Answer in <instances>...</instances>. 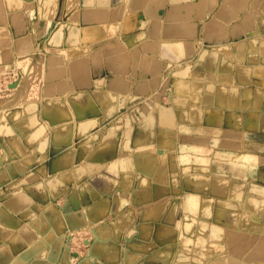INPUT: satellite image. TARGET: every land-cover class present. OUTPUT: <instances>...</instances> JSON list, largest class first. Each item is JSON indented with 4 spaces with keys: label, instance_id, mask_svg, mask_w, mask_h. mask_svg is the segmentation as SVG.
Returning <instances> with one entry per match:
<instances>
[{
    "label": "crops",
    "instance_id": "obj_1",
    "mask_svg": "<svg viewBox=\"0 0 264 264\" xmlns=\"http://www.w3.org/2000/svg\"><path fill=\"white\" fill-rule=\"evenodd\" d=\"M73 1L0 0V264H264V0Z\"/></svg>",
    "mask_w": 264,
    "mask_h": 264
},
{
    "label": "rangeland",
    "instance_id": "obj_2",
    "mask_svg": "<svg viewBox=\"0 0 264 264\" xmlns=\"http://www.w3.org/2000/svg\"><path fill=\"white\" fill-rule=\"evenodd\" d=\"M28 57H30V58H28ZM35 57H36V55H34V54H33V56H32V54L23 55V58L20 60L21 62L20 63L18 62L21 65L19 66V64L17 63L15 69L14 68H7V67L0 68V102L2 101L1 103H4V104L7 103L9 105H14L15 103H19L22 100H28L29 99V97H28L29 93H31L34 90V88L36 89V87H37V86H35L36 82H34L37 79V76L34 75V73H36V72H35V69L32 68V65H33L32 61L37 60V58L35 59ZM38 60L42 61V59H38ZM32 69H34V70H32ZM25 73L29 74V76H31L33 74V76H31V78L34 79L32 82L33 83L32 86H35V87L32 88V86H30L31 88H28L27 89L28 91L26 90L24 95L22 93L20 96H18V100H17V102H15V99L13 98V97H15L14 91L21 86V83L20 84L18 83L19 82L18 77L16 78V80L14 82L10 83V81H12L16 76H18L20 74L24 75ZM9 84H15V86H10ZM30 90H31V92H30ZM83 230L89 231L90 227H87L86 229H83ZM75 232L76 231L69 230L68 232H66V234H67V237L69 239L76 237L75 248H76V252L79 254V257H81V255L84 252V248H85V244L82 242V237H84V236L86 237V233H84L83 231H77V233H75ZM86 242H88V238H86Z\"/></svg>",
    "mask_w": 264,
    "mask_h": 264
},
{
    "label": "bare ground",
    "instance_id": "obj_3",
    "mask_svg": "<svg viewBox=\"0 0 264 264\" xmlns=\"http://www.w3.org/2000/svg\"><path fill=\"white\" fill-rule=\"evenodd\" d=\"M23 1V0H22ZM28 1V0H27ZM35 1V0H34ZM64 1V0H63ZM73 1V0H72ZM93 1V0H92ZM170 1V0H169ZM25 2V1H24ZM74 2V1H73ZM19 3H21V2H19ZM226 3V2H225ZM246 4L248 3V2H245ZM166 4V3H165ZM168 4V3H167ZM228 4V3H227ZM261 5V4H260ZM65 6H67V5H65ZM262 6V5H261ZM63 7V6H62ZM235 7V6H234ZM259 7V6H258ZM69 8V7H68ZM79 8V7H78ZM251 8V7H250ZM26 9H27V7H26ZM51 9V8H50ZM69 10V9H68ZM74 10V9H73ZM206 10V9H205ZM49 11V10H48ZM72 11V10H71ZM241 11V10H240ZM248 11V10H247ZM203 12V11H202ZM257 12V11H256ZM140 13H141V11H140ZM206 13V12H205ZM231 13V12H230ZM63 14V13H62ZM67 14V13H66ZM65 14V15H66ZM258 14V13H257ZM70 15V14H69ZM147 15V14H146ZM247 15V14H246ZM64 17V16H63ZM238 17V16H237ZM236 17V18H237ZM250 17V16H249ZM48 18V17H47ZM79 18V17H78ZM217 18V17H216ZM67 19V18H66ZM71 19H73V18H71ZM225 19V18H224ZM259 19V18H258ZM74 20V19H73ZM78 20V19H77ZM162 21V20H161ZM66 22V21H65ZM80 22V21H79ZM78 22V23H79ZM217 22V21H216ZM105 23V22H104ZM260 23V22H259ZM86 24V23H85ZM181 24V23H180ZM218 24V23H217ZM87 25H89V24H87ZM91 25H92V23H91ZM232 25V24H231ZM231 25H229V26H231ZM261 25H262V23H261ZM106 26V25H105ZM144 26V25H143ZM180 26H182V25H180ZM257 26V25H256ZM228 28V27H227ZM258 28V27H257ZM169 29V28H168ZM159 30V29H158ZM162 30V29H161ZM174 30V29H173ZM177 30V29H176ZM167 30H165V32H166ZM227 31H228V29H227ZM239 31V30H238ZM54 32V31H53ZM133 32V31H132ZM167 32H169V31H167ZM166 32V33H167ZM173 32V31H172ZM136 33V32H135ZM219 33V32H218ZM237 33V32H236ZM128 34V33H127ZM170 34V33H169ZM178 34V33H177ZM56 35V34H55ZM57 35H58V32H57ZM125 35V34H124ZM160 35V34H159ZM162 35V34H161ZM244 35V34H243ZM167 37V36H166ZM169 37V36H168ZM54 39V38H53ZM157 41V40H156ZM161 41V40H160ZM136 42V41H135ZM179 43V42H178ZM181 43V42H180ZM56 44V43H55ZM37 45V44H36ZM131 46V45H130ZM135 46V45H134ZM170 46V45H169ZM60 47H62V46H60ZM69 47V46H68ZM200 47V46H199ZM170 48V47H169ZM38 49V48H37ZM171 49V48H170ZM33 50V49H32ZM39 50V49H38ZM77 51V50H76ZM166 51H168V50H166ZM31 52V51H30ZM257 52V51H256ZM17 53V52H16ZM131 53V52H130ZM177 53V52H176ZM73 54V53H72ZM164 55V54H163ZM257 55V54H256ZM23 58V57H22ZM22 58H20V60L22 59ZM28 58H30V57H28ZM49 58V57H48ZM164 58H166V57H164ZM18 60V59H17ZM18 61L19 63L21 62V61ZM40 60H34V61H32V68H34L35 69V72L36 73H34V75H36L37 76V79H36V81H34V82H36V84H35V86H37L36 87V89L38 90V89H40V86L42 87V84L43 83H45V66H44V62H42V61H40ZM52 61V60H51ZM251 61H253V60H251ZM18 63V64H19ZM21 64H19V66H20ZM23 65V64H22ZM51 65V64H50ZM253 65V64H252ZM56 66V65H55ZM38 67V68H37ZM15 69V68H14ZM34 69H32V70H34ZM30 70V69H29ZM160 71V70H159ZM29 72V71H28ZM19 73V72H18ZM24 73V72H23ZM33 73V72H32ZM31 76H33V74L31 75ZM31 76H29V74H27V73H25L24 75L22 74H20V75H18V80H19V84L21 83V86H20V88H17L15 91H14V93H15V95L14 96H20L22 93H23V95H24V93H25V91L28 89V88H31L30 86H32L33 85V80L34 79H32L31 78ZM39 83H38V82ZM38 83V84H37ZM10 86H15V84H9ZM35 86H32V88L33 87H35ZM167 88V87H166ZM35 89V90H36ZM190 89V88H189ZM194 90V89H193ZM28 91V90H27ZM186 91V90H185ZM30 92H31V90H30ZM33 92V91H32ZM172 92V91H171ZM170 92V94H172ZM197 92V91H196ZM30 94V93H29ZM32 95V94H31ZM14 98V97H13ZM18 98V97H17ZM166 98V97H165ZM25 99V98H24ZM163 100V99H162ZM192 100V99H191ZM167 101V100H166ZM168 102V101H167ZM19 106V105H18ZM24 106H26V105H24ZM163 106V105H162ZM8 111V110H7ZM6 114V113H5ZM177 116V115H176ZM4 117V116H3ZM213 120V119H212ZM174 123H175V121H174ZM173 123V124H174ZM55 124V123H54ZM56 124H59V123H57L56 122ZM65 126V125H64ZM63 126V127H64ZM37 127V126H36ZM170 128H172V127H170ZM35 130V129H34ZM166 133V132H165ZM165 144V143H164ZM184 144V143H183ZM156 150V149H155ZM158 150H159V148H158ZM250 151V150H249ZM150 152V151H149ZM157 152V151H156ZM155 152V153H156ZM147 155V154H146ZM152 163V162H151ZM218 163V162H217ZM219 164V163H218ZM141 165V164H140ZM139 165V166H140ZM144 166V165H143ZM23 167H25V166H23ZM149 168V167H148ZM223 168V167H222ZM148 170V169H147ZM145 171V170H144ZM122 172V171H121ZM148 172V171H147ZM209 174V173H208ZM259 174V173H258ZM12 177V176H11ZM145 179V178H144ZM192 179V178H191ZM90 180V179H89ZM141 183V182H140ZM147 183V182H146ZM76 184V183H75ZM83 185V184H82ZM101 185V184H100ZM127 185V184H126ZM143 186H144V184H143ZM4 187V186H3ZM104 187V186H103ZM80 188V187H79ZM82 188V187H81ZM180 188V187H179ZM12 189V188H11ZM78 189V188H77ZM94 189V188H93ZM183 189H184V187H183ZM13 190V189H12ZM151 190V189H150ZM187 190H190V189H187ZM9 191V190H8ZM1 192V191H0ZM168 192V191H167ZM6 193V192H5ZM172 193V192H171ZM174 193V192H173ZM188 193H189V191H188ZM194 193V192H193ZM11 194V193H10ZM201 194V193H200ZM101 195V194H100ZM195 195V194H194ZM191 196V195H190ZM190 198V197H189ZM192 198V197H191ZM190 198V199H191ZM198 198V197H197ZM193 199V198H192ZM191 199V200H192ZM186 200V199H185ZM42 201V200H41ZM186 201H188V200H186ZM190 201V200H189ZM193 201V200H192ZM185 202V201H184ZM191 203V202H190ZM195 203V202H194ZM197 204V203H196ZM1 205V204H0ZM98 205V204H97ZM178 205V204H177ZM187 205H188V202H187ZM186 205V206H187ZM193 206H194V204H192ZM192 205H189L190 207L192 206ZM9 206V205H8ZM72 206H74V205H72ZM197 206V205H196ZM156 208V207H155ZM154 208V209H155ZM158 208V207H157ZM147 210V209H146ZM159 210V209H158ZM155 211V210H154ZM177 211V210H176ZM6 212V211H5ZM163 212V211H162ZM89 214H91V213H89ZM99 214V213H98ZM180 214V213H179ZM56 215H58V214H56ZM61 215V214H60ZM97 215V214H96ZM142 215H144V214H142ZM170 216V215H169ZM56 217V216H55ZM58 217V216H57ZM174 217V216H173ZM87 218V217H86ZM166 218V217H165ZM164 218V219H165ZM140 219H142V217L140 218ZM55 220V219H54ZM157 220V219H156ZM3 221V220H2ZM163 221V220H162ZM210 221V220H209ZM169 223V222H168ZM197 223V222H196ZM205 224V223H204ZM160 225V224H159ZM161 225H163V224H161ZM158 227V226H157ZM156 227V228H157ZM184 227V226H183ZM98 231H100V229L98 230ZM102 231V230H101ZM222 233V232H221ZM101 235V234H100ZM223 236V235H222ZM99 238V237H98ZM196 238V237H195ZM206 238V237H205ZM96 243V242H95ZM97 244V243H96ZM94 245V244H93ZM100 245V244H99ZM249 245V244H248ZM97 246V245H96ZM241 249V248H240ZM242 251V250H241ZM91 252H93V251H91ZM66 253V252H65ZM67 262V261H66Z\"/></svg>",
    "mask_w": 264,
    "mask_h": 264
},
{
    "label": "built area",
    "instance_id": "obj_4",
    "mask_svg": "<svg viewBox=\"0 0 264 264\" xmlns=\"http://www.w3.org/2000/svg\"><path fill=\"white\" fill-rule=\"evenodd\" d=\"M17 77H18V76H16L12 81H10V83L14 82V81L16 80Z\"/></svg>",
    "mask_w": 264,
    "mask_h": 264
}]
</instances>
